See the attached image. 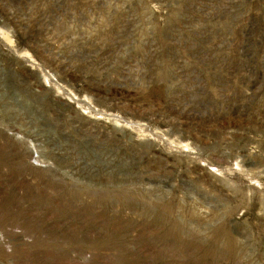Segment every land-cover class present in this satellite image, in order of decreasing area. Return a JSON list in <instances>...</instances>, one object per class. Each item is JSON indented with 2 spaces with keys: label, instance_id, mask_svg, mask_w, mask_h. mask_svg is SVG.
Wrapping results in <instances>:
<instances>
[{
  "label": "rangeland",
  "instance_id": "374dc122",
  "mask_svg": "<svg viewBox=\"0 0 264 264\" xmlns=\"http://www.w3.org/2000/svg\"><path fill=\"white\" fill-rule=\"evenodd\" d=\"M0 264H264V0H0Z\"/></svg>",
  "mask_w": 264,
  "mask_h": 264
}]
</instances>
